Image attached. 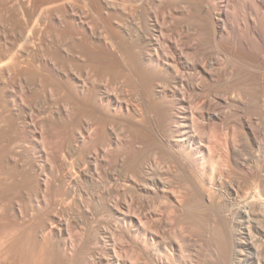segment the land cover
Returning <instances> with one entry per match:
<instances>
[{
  "label": "bare ground",
  "instance_id": "bare-ground-1",
  "mask_svg": "<svg viewBox=\"0 0 264 264\" xmlns=\"http://www.w3.org/2000/svg\"><path fill=\"white\" fill-rule=\"evenodd\" d=\"M0 264H264V0H0Z\"/></svg>",
  "mask_w": 264,
  "mask_h": 264
}]
</instances>
